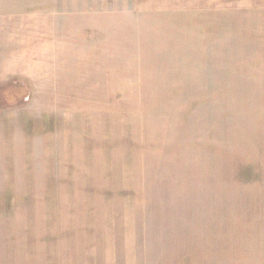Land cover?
<instances>
[{"label":"rangeland","instance_id":"rangeland-1","mask_svg":"<svg viewBox=\"0 0 264 264\" xmlns=\"http://www.w3.org/2000/svg\"><path fill=\"white\" fill-rule=\"evenodd\" d=\"M137 2L64 0L55 67L85 94L55 100L131 126L111 163L137 177L147 241L129 243V264H264V9L196 15ZM18 4L13 21L41 24L37 7Z\"/></svg>","mask_w":264,"mask_h":264},{"label":"crops","instance_id":"crops-1","mask_svg":"<svg viewBox=\"0 0 264 264\" xmlns=\"http://www.w3.org/2000/svg\"><path fill=\"white\" fill-rule=\"evenodd\" d=\"M27 1L40 25L13 21L19 0H0V264H129L137 256L129 243L140 236L144 250L147 241L132 195L137 177L111 163L116 141L131 146V126L55 100L85 96L55 69L64 65V0ZM137 3L196 15L264 9V0ZM131 152L120 148L126 164Z\"/></svg>","mask_w":264,"mask_h":264}]
</instances>
